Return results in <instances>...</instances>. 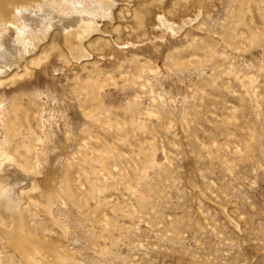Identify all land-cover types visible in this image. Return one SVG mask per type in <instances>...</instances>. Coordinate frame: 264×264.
<instances>
[{"label": "rangeland", "instance_id": "obj_1", "mask_svg": "<svg viewBox=\"0 0 264 264\" xmlns=\"http://www.w3.org/2000/svg\"><path fill=\"white\" fill-rule=\"evenodd\" d=\"M122 8L0 83V188L71 264H264V0Z\"/></svg>", "mask_w": 264, "mask_h": 264}, {"label": "bare ground", "instance_id": "obj_2", "mask_svg": "<svg viewBox=\"0 0 264 264\" xmlns=\"http://www.w3.org/2000/svg\"><path fill=\"white\" fill-rule=\"evenodd\" d=\"M125 1L10 0L6 2L7 8L0 2V83L14 78L24 63H32L38 59L35 51L46 37L45 43L40 46V52H48L62 45L72 59L88 56L91 50L90 35L102 28L101 20L109 16L114 18L117 9L121 13ZM102 3L105 4L101 8L103 10L95 13ZM197 6L201 7L202 1H198ZM23 182L22 179H14L0 188V205L12 218L9 228L0 227L7 245L14 248L23 264L74 263L61 250L63 247L57 243L59 241L48 243L27 234L21 208L26 199L22 193ZM55 191L53 187L46 189L48 203L50 201L53 204L59 200ZM42 251L49 254L48 261L42 258Z\"/></svg>", "mask_w": 264, "mask_h": 264}]
</instances>
